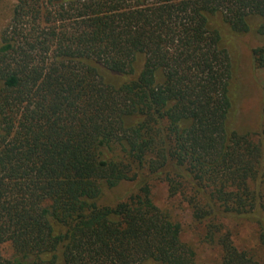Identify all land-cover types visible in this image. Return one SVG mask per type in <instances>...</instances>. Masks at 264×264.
<instances>
[{"label": "trees", "instance_id": "1", "mask_svg": "<svg viewBox=\"0 0 264 264\" xmlns=\"http://www.w3.org/2000/svg\"><path fill=\"white\" fill-rule=\"evenodd\" d=\"M13 2L0 31V264H193L156 184L218 264H261L225 222L254 226L264 252V89L259 126L239 132L229 55L256 36L264 72V0ZM122 184L127 196L107 201Z\"/></svg>", "mask_w": 264, "mask_h": 264}, {"label": "rangeland", "instance_id": "2", "mask_svg": "<svg viewBox=\"0 0 264 264\" xmlns=\"http://www.w3.org/2000/svg\"><path fill=\"white\" fill-rule=\"evenodd\" d=\"M13 0H0V31L7 23ZM230 51L232 62L236 64V111L235 128L241 133L252 132L260 122L261 99L264 89V72L253 66L251 49L261 43L256 36H247L240 39ZM131 186L122 184L105 195V199H122L127 196ZM152 200L162 210L168 211L173 220L182 226L181 241L190 246L194 252L193 264H218L220 250L217 247L202 242L200 234L191 224L190 215L185 206L177 201L168 199L164 185H155L152 189ZM231 234L234 245L240 250L252 253L261 263H264V252L257 245L254 226L234 221L225 222ZM4 258H10L11 249L4 246L1 249Z\"/></svg>", "mask_w": 264, "mask_h": 264}]
</instances>
